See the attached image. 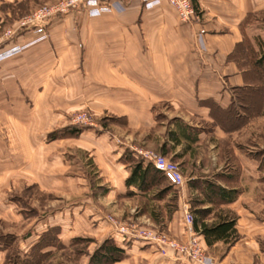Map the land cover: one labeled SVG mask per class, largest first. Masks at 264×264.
I'll return each instance as SVG.
<instances>
[{"label":"crops","instance_id":"obj_1","mask_svg":"<svg viewBox=\"0 0 264 264\" xmlns=\"http://www.w3.org/2000/svg\"><path fill=\"white\" fill-rule=\"evenodd\" d=\"M21 1L33 0H0V22L13 20L8 5ZM190 1L205 29L203 51L195 47L197 25L180 23L165 0L151 9L124 0L121 11L56 17L46 40L0 62V167H20L26 184L75 201L37 220L38 229L14 234L18 248L30 249L55 228L61 245L85 237L92 248L111 237L125 253L112 264H193L141 239L113 235L107 216L115 213L110 208L117 201L122 208L117 214L145 220L176 241L188 235L185 211L197 229L234 218L237 237L231 243L207 245L191 228L214 264H264V77L247 56L264 47V26L255 16L264 13V0ZM32 37L27 31L10 41ZM81 110L91 114V125L46 139L51 130L72 126L69 113ZM67 149L79 151L87 163L67 160ZM139 150L174 161L183 182L156 180ZM127 152L141 159V169L149 165L130 182L133 161L124 159ZM35 160L44 166L30 180ZM0 182L10 188L12 173ZM164 182L167 190L159 187ZM209 183L229 190L231 200H208ZM94 186L101 191L95 193ZM170 188H176L172 206L154 205ZM194 194L199 198L193 205ZM4 215L27 226L36 221L20 211H0Z\"/></svg>","mask_w":264,"mask_h":264},{"label":"built area","instance_id":"obj_2","mask_svg":"<svg viewBox=\"0 0 264 264\" xmlns=\"http://www.w3.org/2000/svg\"><path fill=\"white\" fill-rule=\"evenodd\" d=\"M124 0H56L44 3L36 9L22 15L14 24L3 31L4 41L0 47V62L21 53L29 45L46 40L48 37L47 27L50 21L56 17L66 15L73 11L81 10L88 16H98L104 13L121 11L125 8ZM146 9H151L161 2V0H139ZM168 5L174 10L180 23L196 24L194 31L195 47L199 51L205 49L204 34L205 29L200 25V16L196 13L190 0H166ZM31 31L34 37L23 42L10 41L13 37L20 36L23 32ZM72 124H91L90 115L86 112L75 113L70 117ZM139 157L149 161L151 165L160 171L167 183L173 186L183 182L182 175L175 162L165 158L163 155L153 151H137ZM112 225L113 234L119 235L122 239L138 238L154 245L158 251L164 253L165 250L172 251L187 258L193 264H214L205 249L201 246L198 234L192 228V216L185 211L182 216V224L186 229L187 238L185 241H176L169 238L163 232H157L147 228L137 227L134 224L117 223L107 217Z\"/></svg>","mask_w":264,"mask_h":264},{"label":"rangeland","instance_id":"obj_3","mask_svg":"<svg viewBox=\"0 0 264 264\" xmlns=\"http://www.w3.org/2000/svg\"><path fill=\"white\" fill-rule=\"evenodd\" d=\"M54 1L56 0H33L32 2L21 1L20 3L16 5H12V4L8 5L9 9L12 6L10 10L12 11L11 13H13L12 18L14 19L13 20L7 19V21L6 19H3L0 22V45L4 41V36L2 35L3 31L6 28L11 27L18 18L36 9L38 6L44 3H50ZM30 3H34V5L29 10L28 6L31 5ZM255 16L259 18L260 20L257 22V24L261 27L264 26V13H258ZM260 22H263V23H260ZM81 111H73L69 113V117ZM83 112H86L87 114H89L87 111H83ZM89 115H90L91 124H92L94 120L91 114ZM69 121H70V118H69ZM97 121L101 122V119ZM107 121L108 119L105 120L104 123H106ZM91 124H88V125H91ZM73 125H76V124H73ZM52 131H54V129L51 130L50 132ZM50 132H48L47 135ZM67 133H68V130L67 131L65 130L64 134L62 135L63 136L68 135ZM47 135H46L47 140L54 139V138H49ZM44 152L47 154H50V153L52 154L53 149L46 148V151ZM44 152H42L41 154H43ZM1 154L2 153H0V160H1ZM37 154L38 153H35V156ZM64 157L70 162L71 160L75 161V159L79 158L81 159L83 164L87 163V159H84L85 156H83V154H81L79 151L67 149L66 152L64 153ZM75 165L77 166V164ZM75 165L72 167H69L68 171L69 172L70 170L75 171L77 169ZM43 166H44L43 162L39 163L35 160V165L29 169L30 170L29 179L30 180L37 179L39 176V170L41 168L43 169ZM2 168L4 167H0V176L7 177L9 173L10 174L12 173L14 182L10 186V188L5 183L0 182V211H3V212L4 211H20V212L25 213L28 217L36 216L35 224L32 226L31 225L27 226L26 225L27 223H24L21 220L19 222L18 221L13 222L10 220L9 217L6 218L5 215L4 217H0V251H1L0 264H22V262L20 261L23 258L22 255L29 253L30 249L26 248L24 250L21 247L18 248L15 242L14 234L21 236L26 231L27 227H28L27 231H30L33 228V226L37 225L38 223L37 220L39 221L42 219V217L49 215L51 211L56 209L57 206L61 204L64 205L67 202H75V201L73 200L71 201V199L57 198L56 195L52 192L39 191L37 188V185L35 184H26L27 180H23L21 178L23 174H22V168L20 167L9 168L8 170L2 169ZM79 171H81V169H79ZM88 173L90 176L91 171H89ZM92 176L93 175L91 174V177ZM4 177L0 178V181H2V179L4 180ZM165 184L166 182L162 183L159 187L162 188L165 186ZM197 187L200 188L199 184H197ZM175 189L176 188H170L168 191H166L167 192L166 198L158 202L155 201L154 205H156L157 207H160V206L171 207L172 206V200H171L172 196L174 193H176ZM94 191L95 193L99 192L101 191V188L99 186H94ZM196 195L197 194H194L190 199V202L193 205L196 203L195 199L199 198V196H196ZM76 201H79V200L76 198ZM81 201L86 202L83 199H81ZM115 202H114L115 205L111 206L110 208V211H114L115 213L109 214L107 217H110L112 220H114L117 223L134 224L137 227H141V228L143 227V228L151 229L157 232H163L161 229H159V227H154L150 225L149 223H147L145 220L136 218L132 215H128V217L123 218V214L116 213V211H122V208H117V201ZM98 203L99 202H96V204ZM210 211H217V210L214 207H211ZM36 227L37 226H35L34 229H38ZM88 241H90V239H87L85 237L84 238L75 237L71 239L66 245L58 244V245L47 247L45 249L46 251L45 255L38 259L37 264H95V263L90 262V256L100 243L95 244V246L91 248V246L89 247ZM33 243H34V240H33Z\"/></svg>","mask_w":264,"mask_h":264},{"label":"trees","instance_id":"obj_4","mask_svg":"<svg viewBox=\"0 0 264 264\" xmlns=\"http://www.w3.org/2000/svg\"><path fill=\"white\" fill-rule=\"evenodd\" d=\"M247 56L251 60V64L255 69H258L264 77V47L259 48L257 53H253L251 49L247 52ZM80 125H72L70 127H65L64 129L54 130L50 132L47 136L49 138H56L64 134L65 130H68L67 134H75L79 131ZM64 131V132H63ZM124 159L128 161H133L131 165L130 174L126 179V182L132 181L136 176L142 177L148 170L149 165H146L145 168L141 169V159H134L130 152L124 153ZM152 166V165H151ZM154 177L156 180L164 179V176L160 171L155 169L153 166ZM162 176H161V175ZM165 180V179H164ZM164 190H167L168 187H164ZM206 197L208 200L211 198H216L222 202H229L232 198L229 190L223 189L221 187L215 186L214 184L206 185ZM206 209H200L197 212L203 213L206 212ZM192 227L199 234L202 235L205 243L207 245L211 244L216 240H224L226 243H231L236 239L237 234L234 229V218L224 219L217 223L210 225L200 224L199 229H197L195 220L192 218ZM57 231L55 228H49L43 232L36 242L30 247L29 253L25 254L20 260L22 264H37L38 259L43 257L46 252L41 251L47 246H53L60 244L57 237ZM125 256L124 250L117 246L114 243V240L111 238H106L100 242L97 248L93 251L90 256V262L95 264H112Z\"/></svg>","mask_w":264,"mask_h":264}]
</instances>
